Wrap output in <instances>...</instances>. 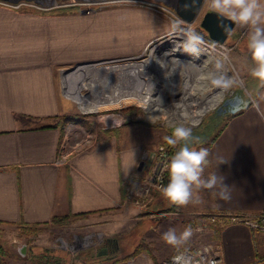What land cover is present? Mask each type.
Instances as JSON below:
<instances>
[{
    "label": "crops",
    "instance_id": "obj_1",
    "mask_svg": "<svg viewBox=\"0 0 264 264\" xmlns=\"http://www.w3.org/2000/svg\"><path fill=\"white\" fill-rule=\"evenodd\" d=\"M170 28L163 16L139 8L87 14L0 11V225L46 227L57 224L54 217L85 213L89 225L110 239L107 243L117 239L113 253L133 235L131 247L148 244V251L115 264H161L176 251L163 233L190 226L188 244H206L210 236L221 248L220 264H264V232L235 222L215 234L207 221L215 212L264 211V89L249 74L254 65L246 49H240L235 62L249 85L250 104L227 116L208 146L204 173L224 178L230 200L219 198V187L194 189L200 203L175 206L163 218L153 217L161 210L153 206L162 192L146 212L126 203L125 185L140 169L143 154L159 141L139 125L120 127L92 145L64 152L68 137L55 125L57 116L72 110L59 86L63 67L136 53ZM123 30L136 36L127 41ZM232 33L247 44V29L235 25Z\"/></svg>",
    "mask_w": 264,
    "mask_h": 264
},
{
    "label": "rangeland",
    "instance_id": "obj_2",
    "mask_svg": "<svg viewBox=\"0 0 264 264\" xmlns=\"http://www.w3.org/2000/svg\"><path fill=\"white\" fill-rule=\"evenodd\" d=\"M174 2L175 0H20V3L15 5L0 2V11L43 14H87L123 8H139L161 15L171 24V28L167 32L170 34L166 33V36L157 37L144 44L141 50L136 53L81 60L63 67V72L60 73L59 86L72 104V110L68 113L73 115L68 121L61 118L57 120L61 124L63 135L66 133L68 137L66 138L67 141L64 142V152H67L66 149L72 153L76 152L94 144L103 134L129 124L139 125L158 135V143L148 148L150 156L154 149L165 146L168 147L171 158L172 150H178L179 145L176 149L167 145L164 137L170 135L173 128L181 123L191 127L193 136L199 138V143H193L190 147L197 150L200 148L208 149L230 114L224 109V101L236 94L250 101L248 99L251 96L249 85L245 75L239 71L235 62V56L240 49H246L245 37L231 32L225 42L214 41L210 39L208 32L201 26L204 14L209 11L205 0L192 23L185 22L178 16L173 8ZM100 18L107 19L105 16ZM181 28L192 29L199 33L205 41L201 47L208 49L212 58L208 59L202 55L196 57L194 63L189 64L188 60L192 59L189 55L174 56L167 54L173 48L169 40L175 39L174 35L180 32L179 29ZM122 35L127 41L136 36L124 30ZM157 46L160 47L157 48ZM225 50L228 51L229 56V60L225 62V68L230 75L237 74L240 84L224 92L222 99L215 106L205 111L199 121L192 123L190 114L204 106L207 99L205 95L212 94L216 89L205 79V74L214 69L216 60L223 59L222 54ZM154 53V63L146 70H144L145 67L142 68L141 64L139 67L131 64L133 62H146L152 59ZM173 57L178 59L174 60ZM179 59H181L180 62H177ZM80 66L87 68L86 84L79 81L80 79L78 81L73 80L75 78L72 74L79 73L77 70L81 68ZM134 68L135 70H133ZM78 82L82 85L80 91L82 94L97 102L102 101L100 105L96 106V110L81 109L78 100L69 92L71 87L73 90L79 86ZM154 85L156 92L153 104L158 107L159 113L157 110H149L147 105L135 95H125L119 102H109L107 98L113 92H120L123 95L145 91ZM143 164L146 165L144 162ZM143 169L146 168L143 166ZM139 170L130 181H134L133 178L137 175L141 176V174L146 173V170L143 172H139ZM167 181L168 174L165 186ZM159 194L161 196V190L153 191L148 197L149 200L141 205L127 199L125 189V202L146 212ZM174 207L175 205L162 197L161 201L153 206V208L161 209L153 217H166L168 211ZM260 213L241 215L251 218ZM89 223L90 219L87 216H71L62 223L46 227L40 226L27 232L16 225H0V264H112L116 258L130 253L132 251L130 248L135 249L137 247V245L131 247L130 242L136 238L133 235L122 241L118 251L113 253L112 250L115 247L107 243L104 236ZM254 231L264 232L263 230ZM207 243H213L210 236H207ZM192 246L194 245L187 244L183 248ZM104 249L107 252L102 253L101 251Z\"/></svg>",
    "mask_w": 264,
    "mask_h": 264
},
{
    "label": "clouds",
    "instance_id": "obj_3",
    "mask_svg": "<svg viewBox=\"0 0 264 264\" xmlns=\"http://www.w3.org/2000/svg\"><path fill=\"white\" fill-rule=\"evenodd\" d=\"M209 7L218 13V27L225 32H231V24L248 30L246 50L253 67L250 76L259 82L264 89V0H209ZM184 37L183 46L186 51L199 54L201 46L205 44L204 38L192 29H179ZM223 59L215 61L214 69L205 74V79L223 92L239 86L237 74H229L225 62L229 60L228 51L223 52ZM167 145L177 148L170 160L163 165V170L168 174V183L161 188L162 195L172 205L186 206L189 203H200L198 194L194 189L213 190L219 187L218 196L228 201L231 199L230 187L224 183V178L215 173L205 176V168L209 163V152L205 148L197 150L190 147L199 143V138L194 137L192 128L184 124H177L170 135L164 137ZM221 160L219 164L224 163ZM218 164V165H219ZM193 236V229L185 227L177 232L174 228L164 232V242L177 250L172 257L171 264H195L194 258L187 250L181 249L188 244Z\"/></svg>",
    "mask_w": 264,
    "mask_h": 264
},
{
    "label": "built area",
    "instance_id": "obj_4",
    "mask_svg": "<svg viewBox=\"0 0 264 264\" xmlns=\"http://www.w3.org/2000/svg\"><path fill=\"white\" fill-rule=\"evenodd\" d=\"M170 34V33H167ZM166 36V35H164ZM221 43V42H220ZM170 159V152L168 147L159 146L154 149L151 156L149 150L143 154V166L139 172L146 170L145 174L136 176L134 181H129L125 185L127 191V199H131L137 204H144L149 199L150 193L161 190L165 186L166 172L163 170V165ZM207 220L210 223L220 222L222 225L227 223H245L253 230L264 231V211L256 217H244L241 214H224L219 217L217 214L207 215ZM187 250L194 258L195 264H220L222 260V252L219 245L214 243H207L197 247L183 248L181 251ZM177 254L173 253L168 259L161 262V264H171L172 257Z\"/></svg>",
    "mask_w": 264,
    "mask_h": 264
},
{
    "label": "bare ground",
    "instance_id": "obj_5",
    "mask_svg": "<svg viewBox=\"0 0 264 264\" xmlns=\"http://www.w3.org/2000/svg\"><path fill=\"white\" fill-rule=\"evenodd\" d=\"M174 37H175V39L172 38V39L169 40V42H171L170 44L173 45L172 46L173 48H171V52L170 53L166 52L167 54H169V55L173 54L174 56H183V55L186 56V55H189L190 58H192L191 60H188V63L190 62L189 64L194 63L195 58L199 57V56H202V55L208 57V59L212 58L211 54L209 53V50L206 49V48H203V47H201L202 50H201V52L199 54H195V53H191L189 51H186L184 46H183L184 37H183L181 32H177L174 35ZM169 42H168V44H169ZM159 47L160 46H157V48H159ZM154 55H155V53L153 54L152 59L147 60L146 62H143V63L133 62L131 64L135 65L136 67H139V65L141 64L142 68L145 67L144 70H146V68L151 67L152 64L154 63V59H153ZM166 58H168V57H166ZM172 59L176 60L178 58L177 57L176 58L173 57ZM181 59H179V61H177V62H180ZM80 67L81 68H79L77 70L79 73L75 72L74 74H72L74 76V78H75L73 80L78 81V79H80L79 81H82L84 84H86L87 83V79H85V78H86L87 68H84L82 66H80ZM131 67H133V66H131ZM133 70H135V68ZM79 83L80 82H78V84ZM81 88H82V85L79 84V86H77V88H75L73 90H72V87H71L69 89V92L71 93L72 96H74L78 100L79 107L81 109L86 110V111L96 110L97 109L96 106L100 105L102 103V101L101 102H97L96 100H94V99L82 94L80 92ZM155 92H156V86L154 85L153 87H151V88H149L148 90H145V91L144 90L136 91V92H133V93L123 94V95H121L120 92H118V93L113 92L112 94L108 95L107 98H108L109 102H119L121 99H123L122 97H124L125 95H135L140 101H142L145 105H147L149 110H152V111H156L157 110V112H158V110H159L158 107L154 106L155 104H153L154 103ZM223 95H224V92L221 91L218 88H216L213 91L212 94L205 95L207 99H206V102H204L205 103L204 106L200 107L199 109H196V111H194L192 114H190V118L192 120V123H196L197 121H199V119L201 118L203 113H205V111H207L209 108L215 106L222 99ZM158 113H157V115H158Z\"/></svg>",
    "mask_w": 264,
    "mask_h": 264
},
{
    "label": "water",
    "instance_id": "obj_6",
    "mask_svg": "<svg viewBox=\"0 0 264 264\" xmlns=\"http://www.w3.org/2000/svg\"><path fill=\"white\" fill-rule=\"evenodd\" d=\"M0 2L15 5L19 4L20 0H0ZM203 3L204 0H175L173 8L181 19L185 22L192 23L196 19ZM224 22L231 24L233 30L235 26L234 23L226 19ZM201 26L208 32L210 39L221 43L225 42L232 32H225L218 27V13L213 10H209L204 14L201 20ZM249 104V100H245L243 96L236 94L234 97H229L224 101V106L229 105V110L227 108L224 109L225 111L228 110L230 113H235ZM142 166L143 161L139 164L140 168Z\"/></svg>",
    "mask_w": 264,
    "mask_h": 264
},
{
    "label": "trees",
    "instance_id": "obj_7",
    "mask_svg": "<svg viewBox=\"0 0 264 264\" xmlns=\"http://www.w3.org/2000/svg\"><path fill=\"white\" fill-rule=\"evenodd\" d=\"M72 114H69V113H65V114H62V115H59L57 116V120L58 118L62 119V120H70L72 118ZM56 126H59L61 128V124H59L58 122L55 123ZM112 132L115 131V130H111ZM110 131V132H111ZM214 214H217L219 217H221L222 215L226 214V213H214ZM85 213H79V214H68V215H64V216H58V217H54L53 218V222L55 223H62L65 219H67L68 217H71V216H84ZM212 226H213V230L216 234V232L221 229L222 227V224L220 222H215V223H211ZM21 229L24 231V232H27L28 230L30 231H33L36 229V227L34 225H21ZM107 241H110V239L108 238ZM149 250V247L147 244L145 243H140L137 245V247L135 249H133L130 253H128L127 255L125 256H121V257H118L116 258L112 264H115L119 261H122V260H127V259H131L133 257H135L137 254H139L140 252H143V251H148ZM44 256V255H43Z\"/></svg>",
    "mask_w": 264,
    "mask_h": 264
},
{
    "label": "flooded vegetation",
    "instance_id": "obj_8",
    "mask_svg": "<svg viewBox=\"0 0 264 264\" xmlns=\"http://www.w3.org/2000/svg\"><path fill=\"white\" fill-rule=\"evenodd\" d=\"M225 108H227V109L229 110V105L225 106ZM228 110H227V112H229ZM110 245H111V246H114V247H117V246H118V243H117V241H112V242L110 243Z\"/></svg>",
    "mask_w": 264,
    "mask_h": 264
}]
</instances>
